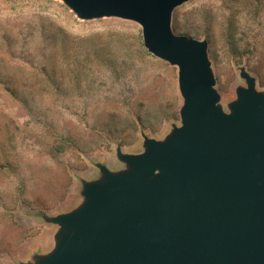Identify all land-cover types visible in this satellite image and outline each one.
I'll list each match as a JSON object with an SVG mask.
<instances>
[{
    "label": "rangeland",
    "instance_id": "obj_1",
    "mask_svg": "<svg viewBox=\"0 0 264 264\" xmlns=\"http://www.w3.org/2000/svg\"><path fill=\"white\" fill-rule=\"evenodd\" d=\"M175 35L205 41L229 113L244 69L264 93V0H189ZM177 68L149 54L138 24L80 20L60 0H0V264H18L79 200L97 165L140 154L180 125ZM57 228V226H55Z\"/></svg>",
    "mask_w": 264,
    "mask_h": 264
},
{
    "label": "water",
    "instance_id": "obj_2",
    "mask_svg": "<svg viewBox=\"0 0 264 264\" xmlns=\"http://www.w3.org/2000/svg\"><path fill=\"white\" fill-rule=\"evenodd\" d=\"M80 20L116 18L141 28L143 47L177 68L180 125L143 152L97 165L80 205L44 217L54 248L21 264H264V93L246 87L224 113L207 43L175 35L173 11L189 0H60Z\"/></svg>",
    "mask_w": 264,
    "mask_h": 264
},
{
    "label": "crops",
    "instance_id": "obj_3",
    "mask_svg": "<svg viewBox=\"0 0 264 264\" xmlns=\"http://www.w3.org/2000/svg\"><path fill=\"white\" fill-rule=\"evenodd\" d=\"M79 196V200L77 202V204H75V206H73L71 209L61 212L59 214H64V213H68L74 209H76L81 201H82V196L80 194V191L78 193ZM58 214V215H59ZM57 231V228L55 227V225L53 224H46L43 229H42V234L40 235V237L38 238V240L32 245L31 248H29V252H31L32 256L33 255H47L49 254L53 248H54V235ZM26 253L24 254H20V256L17 257V262L19 261L18 264L21 263H26L31 261V257L30 259L28 258V260H26Z\"/></svg>",
    "mask_w": 264,
    "mask_h": 264
}]
</instances>
